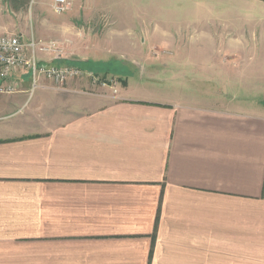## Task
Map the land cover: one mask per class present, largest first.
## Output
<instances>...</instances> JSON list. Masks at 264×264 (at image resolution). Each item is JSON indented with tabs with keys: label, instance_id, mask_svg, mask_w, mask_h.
<instances>
[{
	"label": "crops",
	"instance_id": "1",
	"mask_svg": "<svg viewBox=\"0 0 264 264\" xmlns=\"http://www.w3.org/2000/svg\"><path fill=\"white\" fill-rule=\"evenodd\" d=\"M7 13L0 33L17 34ZM166 63V88L114 75L93 96L43 80L31 94L30 72L12 75L0 112L23 114L0 123V264H264V104L212 105Z\"/></svg>",
	"mask_w": 264,
	"mask_h": 264
},
{
	"label": "rangeland",
	"instance_id": "2",
	"mask_svg": "<svg viewBox=\"0 0 264 264\" xmlns=\"http://www.w3.org/2000/svg\"><path fill=\"white\" fill-rule=\"evenodd\" d=\"M71 1L69 10L58 13L53 0H0L15 18L17 34L57 42L63 56L54 62L57 66H78L72 62L88 58L93 69L81 68L101 78L96 84L87 76L63 84L43 78L49 84L45 92L89 96L111 92L110 84L120 81L114 75L126 77L132 86L145 80L160 90L169 82L165 66L172 58L185 67L171 68L167 75L174 71L190 78L203 101L228 107L237 97L255 108L264 104V11L260 7L244 0H159L143 6L133 0H111L106 5L100 3L103 0ZM141 7L145 20H139ZM142 24L156 35L153 40ZM149 62L157 66L145 69ZM148 71L154 73L153 81ZM29 89L31 94L44 92L33 80ZM17 90L18 86L0 93ZM59 98L70 108L71 97ZM11 114L1 111L0 123L20 118L23 109Z\"/></svg>",
	"mask_w": 264,
	"mask_h": 264
},
{
	"label": "built area",
	"instance_id": "3",
	"mask_svg": "<svg viewBox=\"0 0 264 264\" xmlns=\"http://www.w3.org/2000/svg\"><path fill=\"white\" fill-rule=\"evenodd\" d=\"M71 0H53L55 12L69 10ZM61 48L56 41L43 42L34 37L25 38L20 34L0 33V89L14 91L17 84L12 81V75L20 70H28L34 86H43L41 80L50 79L56 83H66L79 77L87 76L94 84L101 82L100 76L72 65L46 63L44 56H59ZM115 82V81H114ZM113 82V83H114ZM107 85V82H102ZM111 83L112 87L116 83Z\"/></svg>",
	"mask_w": 264,
	"mask_h": 264
},
{
	"label": "trees",
	"instance_id": "4",
	"mask_svg": "<svg viewBox=\"0 0 264 264\" xmlns=\"http://www.w3.org/2000/svg\"><path fill=\"white\" fill-rule=\"evenodd\" d=\"M74 63L75 65H78L79 67H85L87 69H93V66L90 62H86V61H75V62H72ZM152 252V251H151Z\"/></svg>",
	"mask_w": 264,
	"mask_h": 264
}]
</instances>
